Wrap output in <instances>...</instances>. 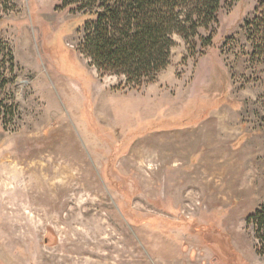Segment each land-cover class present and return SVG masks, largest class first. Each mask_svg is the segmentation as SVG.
<instances>
[{
  "label": "rangeland",
  "instance_id": "rangeland-1",
  "mask_svg": "<svg viewBox=\"0 0 264 264\" xmlns=\"http://www.w3.org/2000/svg\"><path fill=\"white\" fill-rule=\"evenodd\" d=\"M262 5L220 0L128 83L85 49L91 0H0V264H264Z\"/></svg>",
  "mask_w": 264,
  "mask_h": 264
},
{
  "label": "trees",
  "instance_id": "trees-1",
  "mask_svg": "<svg viewBox=\"0 0 264 264\" xmlns=\"http://www.w3.org/2000/svg\"><path fill=\"white\" fill-rule=\"evenodd\" d=\"M91 2L93 8L75 17L86 18L81 26L94 65L103 73L122 75L128 83H141L153 80L168 64L172 33L184 39L195 36L198 28L215 20L220 0ZM262 8L261 14L244 23L253 56L264 49ZM245 225L252 231L256 254L264 260V202L245 217Z\"/></svg>",
  "mask_w": 264,
  "mask_h": 264
},
{
  "label": "bare ground",
  "instance_id": "bare-ground-1",
  "mask_svg": "<svg viewBox=\"0 0 264 264\" xmlns=\"http://www.w3.org/2000/svg\"><path fill=\"white\" fill-rule=\"evenodd\" d=\"M27 33H25V38L23 39V42H22V45L21 46H23V48H25L26 49V47L28 48V46H29V41H28V39H27ZM23 37V36H22ZM22 40V39H21ZM27 50V49H26ZM29 50V49H28ZM247 179H248V177H247Z\"/></svg>",
  "mask_w": 264,
  "mask_h": 264
}]
</instances>
